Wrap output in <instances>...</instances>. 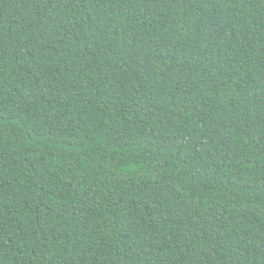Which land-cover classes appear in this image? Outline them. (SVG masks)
I'll use <instances>...</instances> for the list:
<instances>
[{"label": "trees", "instance_id": "trees-1", "mask_svg": "<svg viewBox=\"0 0 264 264\" xmlns=\"http://www.w3.org/2000/svg\"><path fill=\"white\" fill-rule=\"evenodd\" d=\"M0 264H264V0H0Z\"/></svg>", "mask_w": 264, "mask_h": 264}]
</instances>
